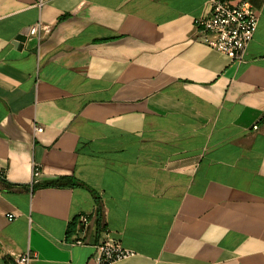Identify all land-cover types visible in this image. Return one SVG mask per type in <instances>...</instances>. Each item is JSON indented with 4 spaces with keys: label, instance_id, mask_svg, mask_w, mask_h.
<instances>
[{
    "label": "crops",
    "instance_id": "crops-1",
    "mask_svg": "<svg viewBox=\"0 0 264 264\" xmlns=\"http://www.w3.org/2000/svg\"><path fill=\"white\" fill-rule=\"evenodd\" d=\"M221 1L258 15L240 63L207 0H0V264H264V0Z\"/></svg>",
    "mask_w": 264,
    "mask_h": 264
},
{
    "label": "built area",
    "instance_id": "built-area-1",
    "mask_svg": "<svg viewBox=\"0 0 264 264\" xmlns=\"http://www.w3.org/2000/svg\"><path fill=\"white\" fill-rule=\"evenodd\" d=\"M42 3L39 2V6ZM208 9L194 21L195 29L201 35V41L209 48L223 54L233 62L240 63L243 60L246 48L252 40L258 22V15L246 3L229 5L221 0H207ZM40 25L32 26L29 36L38 34ZM255 129V127H253ZM42 129L37 127L35 133H41ZM39 170H33V184L37 183ZM8 221L12 216H8ZM88 220L79 216L76 226V236L72 242L74 246H83L87 233ZM92 259L95 264H112L126 259L132 255L129 250L122 249L107 236L93 246ZM9 264H31L33 257L28 253H7Z\"/></svg>",
    "mask_w": 264,
    "mask_h": 264
},
{
    "label": "trees",
    "instance_id": "trees-1",
    "mask_svg": "<svg viewBox=\"0 0 264 264\" xmlns=\"http://www.w3.org/2000/svg\"><path fill=\"white\" fill-rule=\"evenodd\" d=\"M9 186V185H8ZM10 187V186H9ZM98 215H99V219H101V217H100V212H98Z\"/></svg>",
    "mask_w": 264,
    "mask_h": 264
}]
</instances>
